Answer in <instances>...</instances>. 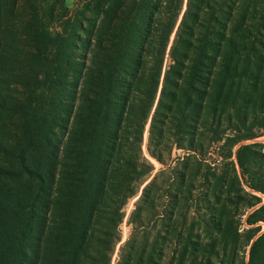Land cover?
<instances>
[{"label":"trees","instance_id":"1","mask_svg":"<svg viewBox=\"0 0 264 264\" xmlns=\"http://www.w3.org/2000/svg\"><path fill=\"white\" fill-rule=\"evenodd\" d=\"M183 1L164 11L158 0H104L93 39H79L78 28L87 31L82 18L51 36L38 28L28 34L34 62L16 82L23 97L7 106L0 90V122L16 127L0 139V264H113L126 206L153 170L142 148L149 121L148 152L165 164L167 138L185 149L182 171L174 172L183 178L186 161L200 165L208 143L232 147L261 135L236 123L226 135L220 124L237 116L241 100L259 98L253 80L264 71V0H187L170 43ZM159 9L164 17L152 30ZM75 74L85 80L82 105L62 145L57 130L71 112ZM237 162L248 187L264 193V143L241 144ZM162 171L130 212L114 264H195L192 255L203 245L173 211L165 217L158 210L153 190ZM212 174L227 183L225 173ZM234 177L239 183L237 171ZM249 194L250 206L261 202ZM260 220L264 204L248 216L251 224ZM233 225L223 223V233ZM248 264H264V232L251 243Z\"/></svg>","mask_w":264,"mask_h":264},{"label":"rangeland","instance_id":"2","mask_svg":"<svg viewBox=\"0 0 264 264\" xmlns=\"http://www.w3.org/2000/svg\"><path fill=\"white\" fill-rule=\"evenodd\" d=\"M131 3L132 0H125ZM160 9L166 10L176 3V0H158ZM169 2V6L167 4ZM128 3V4H129ZM187 0L183 1V8L175 29L171 35V41L174 32L181 22L182 15L186 10ZM104 0H1L0 7V90L7 101L4 105L16 104L14 98L23 97L21 91L16 90L22 79L26 78L23 68L28 62H34V57L29 54L31 48L29 33L34 29H39L42 35L51 36L57 31L63 29L69 20L82 18L83 25L87 31L78 28L79 39H90L95 36L97 24L102 15L97 8L105 9ZM159 10L154 13L152 30L157 29V21L162 23L164 15ZM171 11V10H170ZM158 19V20H157ZM78 38V37H77ZM93 39V38H92ZM80 47L76 50L77 55L84 53V46L80 41ZM87 57L90 58L89 52ZM83 59V58H81ZM168 57L165 64H168ZM264 70V69H263ZM22 75V78L19 75ZM259 78L253 80L258 84L259 98H256L253 104H242L239 102L238 110H234L237 116L230 114L223 117L220 124L221 129L226 131V135L232 136L235 132L233 124L242 129L241 131L252 128L257 134L256 138L245 140L243 143L254 141L264 143V71L258 72ZM71 88L74 100L70 103L71 112L65 114L61 127L57 130L58 140L62 145L67 141L68 131L71 123L79 112L81 103V91L85 80L83 76L75 74V78H70ZM161 87V86H160ZM18 88V89H19ZM241 109V110H240ZM9 112L3 110L2 114L8 115ZM19 115V113H18ZM150 121L147 123L144 131L143 154L152 163L153 170L151 176L162 171L159 174V189H154L159 212L173 211L178 225L184 228H191L192 239L195 243L203 246L196 249L192 258L195 264H222V261L231 264H248L250 259L251 243L259 234L264 232V221L249 223V214L264 204V193L257 192L248 187V184L241 177V169L237 162V150L240 144L230 147L224 140L216 143H208L205 147L204 160L200 165L193 161H185L189 164L183 178L175 175V170H181L182 166L178 158L186 154L185 149L178 148L172 143L170 138L166 139V146L163 148V156L166 159L165 164L152 157L147 149ZM16 132L15 121L5 118L0 122V139L7 138ZM206 135H210L207 132ZM206 137V136H205ZM207 139V138H204ZM181 162V161H180ZM240 182L234 177L236 171ZM225 173L227 183L216 182L214 175ZM243 188V191H241ZM249 193H255L261 196V202L254 206L248 203L251 200ZM243 197V198H241ZM135 199L131 198L126 206V217L121 225L122 241L118 244L113 256V264L117 257V251L129 236L131 226L127 219L129 213L134 207ZM167 213H165L166 217ZM227 220H233V228L223 233L222 225ZM260 225L261 229L253 234V228ZM238 232L236 233V230ZM180 231V229H178ZM154 232V231H153ZM0 232V243L2 241ZM252 236V237H251ZM251 237V238H250ZM216 243V247H212ZM211 259V260H210ZM165 264V263H164Z\"/></svg>","mask_w":264,"mask_h":264},{"label":"crops","instance_id":"3","mask_svg":"<svg viewBox=\"0 0 264 264\" xmlns=\"http://www.w3.org/2000/svg\"><path fill=\"white\" fill-rule=\"evenodd\" d=\"M243 142L244 141H241V142H239V144L241 145V144H243ZM238 144V143H237ZM161 170V169H160ZM158 172H159V170H158ZM152 173V172H151ZM157 174V173H156ZM156 174L154 175V176H151V174H150V176L145 180V182L141 185V188H140V190H139V192H138V194L136 195V196H134V197H132L133 199H135V202H134V207H135V203H136V201L140 198V196H141V194H142V192H143V189H144V187L156 176ZM133 207V208H134ZM132 208V209H133ZM132 211V210H131ZM130 211V212H131ZM127 214V213H126ZM130 214V213H129Z\"/></svg>","mask_w":264,"mask_h":264}]
</instances>
